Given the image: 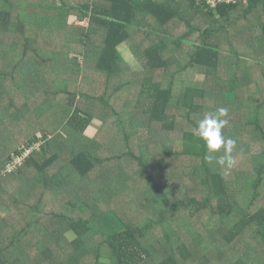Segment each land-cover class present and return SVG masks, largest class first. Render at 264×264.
Listing matches in <instances>:
<instances>
[{
  "label": "trees",
  "instance_id": "1",
  "mask_svg": "<svg viewBox=\"0 0 264 264\" xmlns=\"http://www.w3.org/2000/svg\"><path fill=\"white\" fill-rule=\"evenodd\" d=\"M4 205L0 264H264V0H0Z\"/></svg>",
  "mask_w": 264,
  "mask_h": 264
},
{
  "label": "clouds",
  "instance_id": "2",
  "mask_svg": "<svg viewBox=\"0 0 264 264\" xmlns=\"http://www.w3.org/2000/svg\"><path fill=\"white\" fill-rule=\"evenodd\" d=\"M228 109L225 107L217 108L214 112L206 113L204 117L198 121L195 130L191 133L198 140L203 141L206 148L204 159L211 161L214 158L216 163L221 167L232 168L235 166V158L232 152L236 147V140L225 137L223 129L229 124L226 119ZM223 154L216 156V153Z\"/></svg>",
  "mask_w": 264,
  "mask_h": 264
},
{
  "label": "rangeland",
  "instance_id": "3",
  "mask_svg": "<svg viewBox=\"0 0 264 264\" xmlns=\"http://www.w3.org/2000/svg\"><path fill=\"white\" fill-rule=\"evenodd\" d=\"M244 5L247 7L248 6V3L247 2H244ZM85 22H87V24ZM85 22L84 23L86 25L83 24V23H80V22H75V25L78 26V27H82L84 25L86 28L88 26H91L89 21H85ZM71 23L74 24V20L73 19L71 20ZM260 44H261L260 40H257L256 41V45H260ZM241 49H242V46H241ZM121 54L124 56V58H125V60H126L127 63H131L130 66H132L133 70H138L139 71L142 68L141 67V64L138 63L137 61H135L134 58H133V56H132V54L129 51H127L126 49H121ZM194 78L197 79V80L202 81L204 79V76L203 75H195ZM258 91H259L258 86H255L253 93H258ZM229 99L230 100L233 99V95H230L229 96ZM177 101H178L177 97L174 98V100L172 102V106L176 105L177 104ZM99 126H100L99 123L98 122H95L93 125L89 126V129L87 130V134L90 135V136L95 135V133H96L97 129L99 128ZM36 147H38V146L36 145ZM31 151L32 150H30V152ZM11 214H13L15 217H17L18 221L23 226H25V223L22 220L20 213H18L16 211L12 212L11 209H9L7 207V205H4V206H2L0 208V215H2V216H9ZM107 217L108 218L106 220H104V221H106V225L108 226V227H106V232H108V233H110V232L111 233L112 232L117 233L120 230V228L119 227L116 228V223L113 220L111 221V219H110L111 217L110 216H107ZM94 225L96 227H98V228L104 229V226H102V224L100 222H96ZM67 236L69 237V239H73L75 237V235L73 233H69Z\"/></svg>",
  "mask_w": 264,
  "mask_h": 264
},
{
  "label": "built area",
  "instance_id": "4",
  "mask_svg": "<svg viewBox=\"0 0 264 264\" xmlns=\"http://www.w3.org/2000/svg\"><path fill=\"white\" fill-rule=\"evenodd\" d=\"M207 4L211 7V8H215L217 4H231V3H236L237 0H206ZM83 24H87V22H81ZM85 24V25H86ZM82 27H85L84 25ZM30 154V150H24V152L22 153V155H19L17 157L14 158V160L7 166V172H13L14 170H16L19 165H21L24 161V159L26 157H28V155Z\"/></svg>",
  "mask_w": 264,
  "mask_h": 264
}]
</instances>
